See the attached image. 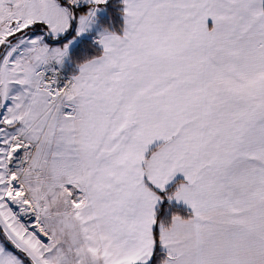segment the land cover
<instances>
[{
	"label": "snow or ice",
	"instance_id": "obj_1",
	"mask_svg": "<svg viewBox=\"0 0 264 264\" xmlns=\"http://www.w3.org/2000/svg\"><path fill=\"white\" fill-rule=\"evenodd\" d=\"M0 264H264V0H0Z\"/></svg>",
	"mask_w": 264,
	"mask_h": 264
}]
</instances>
